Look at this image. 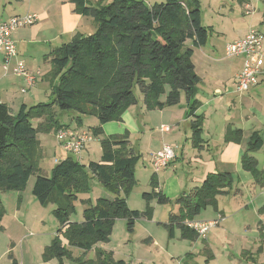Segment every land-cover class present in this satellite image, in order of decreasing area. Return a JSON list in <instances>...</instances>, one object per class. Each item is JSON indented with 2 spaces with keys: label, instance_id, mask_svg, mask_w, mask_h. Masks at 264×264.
I'll list each match as a JSON object with an SVG mask.
<instances>
[{
  "label": "trees",
  "instance_id": "trees-1",
  "mask_svg": "<svg viewBox=\"0 0 264 264\" xmlns=\"http://www.w3.org/2000/svg\"><path fill=\"white\" fill-rule=\"evenodd\" d=\"M69 2L74 12L93 20L95 31L89 35L76 34L44 56L51 65L50 79L57 80L51 84L49 102L22 105L16 113L0 102V195L23 191L30 177L36 174L32 195L41 206L53 205L52 214L59 224L57 237L45 247L42 258L44 261L55 258L60 263L70 254L58 235L84 255L91 250L93 242L108 240L116 219H124L127 230L132 232L135 222L142 217L119 197V191L133 182L138 152L123 139L126 134L102 135L104 124L120 121L122 111L137 103L136 89L147 111L176 106L184 95L192 140L199 142L202 119L194 113L200 104L196 98L200 79L194 72L191 57L193 48L204 46L209 37L208 28L202 24L198 0H165L153 5H146L144 0H114L108 5L102 0L95 5L88 0ZM106 77L108 80L98 88V95L87 99L97 90L94 87L97 80ZM84 102L89 110L83 106ZM55 109L96 116L99 126L91 131L94 137H102L99 162L85 166L71 156L57 162L50 177L40 173L35 165L37 134L68 129L57 121ZM32 120L42 122L34 126ZM76 122L80 127V118ZM241 135V130H236L228 133L227 138L234 140ZM250 139L241 158L242 168L251 174L256 185L264 188V170L258 168V161L252 155L263 143L257 133ZM90 175L117 196L114 200L99 198L94 207L83 212L81 223H71L70 201L74 193L87 189ZM151 182L153 189H157L154 180ZM232 183L229 173H218L208 175L199 187L174 200L154 190L152 194H144V198H154L159 205L179 207L177 214L169 213L164 224L169 239L178 230L182 238L190 236L196 240L197 234L185 222L193 220L223 189L229 190ZM4 215L0 196V220ZM83 255L76 260L77 264H125L112 260L102 251L93 261H85Z\"/></svg>",
  "mask_w": 264,
  "mask_h": 264
},
{
  "label": "crops",
  "instance_id": "crops-1",
  "mask_svg": "<svg viewBox=\"0 0 264 264\" xmlns=\"http://www.w3.org/2000/svg\"><path fill=\"white\" fill-rule=\"evenodd\" d=\"M88 1L91 5L99 2V0ZM105 1L102 0V3L104 4ZM235 1L236 5H230L227 1L224 2L223 8L220 10L221 13H218L219 18L212 23L205 24V15L201 14L202 24L208 28L209 37L204 46L193 48L191 57L194 72L200 79L196 95L200 104L194 113L195 117H201L202 119L199 142L194 143L192 140L191 118H187L186 115V102L185 106H179V104H182L181 98L176 106L167 107L163 110H154L158 111L162 121L167 120V122H161L160 126L162 128L159 126L161 134L157 132L156 136L148 137L145 135L147 143L151 147L153 146L150 153L152 155L165 145H170L174 148V159L171 160L169 166L162 171L155 172L152 176V180L157 185V189H154V191H159L169 200H174L180 194L189 193L192 189L199 187L208 175L225 172L231 175L233 181L231 188L229 190L223 189V193L217 195L215 201L207 206H212L211 208L217 214V217H213V220L219 217L223 218V221L217 227L221 226L219 229L224 233H231L230 219L232 217L225 219L224 210L220 209L218 199L221 195L230 194L234 186L236 187L234 191L239 196L241 190L237 185H246L248 188L258 186L254 183L251 174L242 168L241 158L248 147L253 133H257L260 136L263 143L262 148L264 147V65L257 78L256 86L248 92L237 93L235 78L242 69L244 58L227 57L225 53L227 44L242 39L250 31H257L262 35L264 54V0ZM5 2L7 0H0V4ZM73 8L74 6L69 0L29 1V8L26 14H34L38 19L30 29L13 32L12 40L15 42L17 57L10 60L8 71L3 69L4 55L3 53L0 54L3 76L7 77L10 74L18 79L2 84L0 88V102L6 104L11 112L15 113L14 110L19 106L25 105L28 107L38 103V96L34 95L31 97L33 91L29 96H26L30 89L28 93L21 94L20 89L26 86L25 81L12 73V68L17 62H23L25 69L30 74L39 72L40 76L35 85L44 83L46 77L44 75V78L41 76V69L36 66V49H41L40 51L45 56L46 52L56 48L55 44L57 42H62V40L69 42L76 34L89 35L94 31L93 20L74 12ZM15 16L20 15H11L10 18ZM2 22L3 19H0V23ZM31 32L33 33L31 40L26 41V33L31 34ZM29 43L32 45L28 46ZM36 45H44L45 47L53 45V48L45 49L43 46L38 48ZM27 53H33V57ZM44 56L43 61L49 64V61H46ZM8 93L13 94V96H15V93H20L26 97L19 99L11 97L7 100L8 96H11ZM163 99L162 97L161 100ZM165 127L169 128L168 132L162 131ZM236 130H241V137L234 140L227 138L228 133ZM102 132H106L105 126L102 127ZM113 135L116 134L112 133L107 136ZM166 137H170V139L168 140ZM256 153L252 154L255 158ZM256 160L258 161L257 158ZM78 161L82 162L81 156ZM1 200L5 215L0 220V234L10 240V245L6 251V260L3 264H66L64 260L60 263L55 258L48 261L43 260L44 249L50 245V241L47 243L44 239H36L25 247L24 244L28 235L16 236L15 233H18L16 229L19 226L30 224L28 219L30 209H25V207H27V203L32 201H30L27 194L20 195L19 192L11 191V194L6 199L1 198ZM32 203L33 210L36 207V203ZM254 203L256 202L251 201L250 205L253 212L257 211V219L254 221L255 231H251L258 236V243L254 246L255 249L247 250L245 247H241L240 250H236V253L232 249L229 252V255L233 256L234 259H236L235 255H237L238 261L243 259L248 264H250L249 261L254 262L253 264H258V255L255 256V253L259 254L264 249L260 230L261 222L264 220V205L260 206ZM170 207V212L177 214L179 207L177 205ZM245 207H247V203L241 202L240 208ZM197 216L192 219L194 221H203ZM207 221H212V219ZM174 234L176 236L180 234V231H175ZM31 235L30 237H35L33 233ZM186 238L191 239L190 236ZM17 244L19 245V254L16 253ZM21 246H23L24 250ZM188 261H195L192 259V254L186 255L183 262L187 264Z\"/></svg>",
  "mask_w": 264,
  "mask_h": 264
},
{
  "label": "rangeland",
  "instance_id": "rangeland-1",
  "mask_svg": "<svg viewBox=\"0 0 264 264\" xmlns=\"http://www.w3.org/2000/svg\"><path fill=\"white\" fill-rule=\"evenodd\" d=\"M29 1L30 0H7V2L0 4V19H3V22H7L11 15H26L29 8ZM112 1L114 0H106L104 5H108ZM144 1L146 5H153L155 3H162L165 0ZM226 1L230 3V5H236L235 0H198L201 13L205 15V24L212 23L219 18L218 13H221L220 10L223 8L222 5ZM31 27L32 26H26L18 28L15 31H22L24 29H30ZM94 31L91 33H94ZM32 34V32L31 34L26 33V41L31 40ZM61 43H66V41L64 42L62 40V42H57L55 47H59ZM31 45L30 43L28 44V46ZM36 46L38 48L43 46L45 49L53 48V45L47 47L44 45ZM186 46H189V44H186ZM40 50L41 49H36V56H34L36 57V66L40 67L41 76L43 77L44 75L46 80L44 83H37L40 86L35 85L31 88H27L26 93H28L29 89L30 92L26 96H29L33 91L31 97L34 95L38 96V103H48L51 97V84L53 82L50 79L52 69L51 65L43 61L44 54ZM48 52H46L45 55ZM1 53L0 51V54ZM27 54L33 57V53ZM1 68L0 65V88L2 84L18 80L10 74L4 77ZM107 80L108 77L99 78L94 86L97 90H95L94 94L87 96V99L91 96L94 97V95H98V88H101ZM56 82L57 80L55 78L53 83ZM8 94L11 96H8L9 98H7V100L11 97H16L17 99L26 97L21 95L22 93H19L20 95L15 93V96L11 93ZM135 96L137 103L122 111L120 121L104 124L102 127L105 126L106 132H103L102 135L107 136L113 133L120 136L126 134L127 137L123 139H127L129 146L138 152L139 158L134 165L133 182L125 189L119 191V197L124 199L126 206L130 210L138 211L142 214V217L135 222L132 232L127 230L124 219H116L111 226L108 240L105 242H93L91 250L84 255L82 250L69 247L64 237L58 235L61 243L67 248L70 254V256L64 258V262L66 264H77L76 260L81 255H83L85 261H93L97 253L102 251L106 252L112 260L123 261L125 264H185L183 261H185V256L188 254H192V259L195 261H188L187 264H248L247 261H243V259L238 261L237 255H235L236 259H234L233 256L229 255V252H231L232 249L236 253V250H240L241 247H245L247 250L255 249L254 246L258 243V236L251 231H255L254 221L257 219V211L253 212L250 203L251 201H255L257 203H254L255 205H264V188L256 186L254 188L249 187V189L246 185H237L241 190L239 196L236 195L234 191L236 187L234 186L230 194L221 195L219 197L220 209L224 210L225 219L232 217L230 219L231 233L220 231L219 228L221 226H219L209 230L205 240L197 238V240L192 241V239L182 238L180 234L176 236L174 234V238L169 239L164 224L167 223L168 215L171 213V207L157 204L154 198L150 200L144 198V194L153 193L154 189L151 179L155 173L150 165L152 156L150 153L153 146L151 147V145L147 143L145 135L149 137L156 136L157 132L161 134L159 131L162 128L160 124L161 122H167V120L162 121L161 117L158 115V111L152 112L145 109L143 97L137 89L135 90ZM181 103L182 104H179V106H185L184 95L181 96ZM83 106L89 110L85 102ZM19 109L20 106L14 110L15 113L19 111ZM55 116L62 126L68 128L67 130L61 129L66 134L71 133L80 136L88 134V136L91 137V140L86 144L85 149L80 154L82 160L81 164L87 166L90 162H99L102 154L99 139L102 137H94L91 131L93 128L99 126V121L96 116L93 113L79 115L75 112H61L58 109H55ZM79 118L81 120L80 127H78L76 122V119ZM41 122L42 120H32L34 126ZM58 131L53 129L48 132L37 134L38 150H35L37 154L35 165L40 169V173L47 177L51 176L52 170L57 162L74 156L70 153L67 154L60 146V141L57 140L56 137ZM166 138L168 140L170 139V137ZM256 158L258 159V168L264 170V147L256 153ZM35 177L36 174H33L25 189L19 192L20 195L27 194L30 201L36 203V207L33 210L32 202L27 203V207H25V209H30L28 215L30 224L27 223V226H19L18 229H16L18 231V233H15L16 236L21 237L23 235H28V238L25 240V247L36 239H44L47 243L48 241L51 243L52 239L57 237L56 232L59 228V224L52 214L53 205L48 204L47 206H41L32 195L31 188L35 181ZM10 194L11 191L3 192L1 193V198L6 199ZM116 196L117 195L110 190L107 191L96 177L90 175L87 180V189L74 193V197L70 201L73 210L68 216L69 222L81 223L83 221V212L88 208L94 207L100 197L107 200H114ZM241 202L247 203V207L240 208ZM211 207L212 206L207 207V209L203 210L197 217L203 221L209 219L213 220V217H217V214ZM239 208L240 210H238ZM176 232L178 231L176 230ZM32 233L35 237H30ZM9 245L10 240H7L5 236L0 234V264H3L6 260V251ZM21 247L24 250L23 246ZM19 252V245L17 244L16 253L19 254ZM255 254V256L258 255V264H264V249L263 252ZM249 263L253 264L254 262L249 261Z\"/></svg>",
  "mask_w": 264,
  "mask_h": 264
},
{
  "label": "built area",
  "instance_id": "built-area-1",
  "mask_svg": "<svg viewBox=\"0 0 264 264\" xmlns=\"http://www.w3.org/2000/svg\"><path fill=\"white\" fill-rule=\"evenodd\" d=\"M37 16L34 14H26L24 16H15L7 22L0 23V51L4 55L3 69L8 71L9 62L17 57L15 42L12 40V33L18 28L32 26L37 22ZM227 57H243L244 62L241 71L235 78V89L237 93L248 92L256 86L258 76L261 73L264 65L263 42L262 35L257 31H250L245 37L240 40L227 44L225 48ZM12 73L15 76L24 79L26 86L20 89L22 94L27 92V88L35 86L39 78V72L30 74L25 69L24 63L19 61L12 68ZM168 132L169 128L165 127L162 131ZM84 136L66 134L63 130L57 132V140L62 149L66 153L74 155L79 160L80 154L85 149L86 144L91 140V137L85 134ZM174 159V148L170 145L163 146L150 159V165L154 172H159L167 168ZM223 221L222 217L212 221H186V226L193 230L198 238L205 239L207 232L217 227ZM262 242L264 243V220L260 226Z\"/></svg>",
  "mask_w": 264,
  "mask_h": 264
}]
</instances>
